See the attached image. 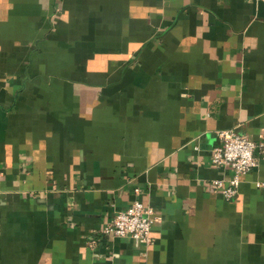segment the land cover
Here are the masks:
<instances>
[{"label": "crops", "instance_id": "obj_1", "mask_svg": "<svg viewBox=\"0 0 264 264\" xmlns=\"http://www.w3.org/2000/svg\"><path fill=\"white\" fill-rule=\"evenodd\" d=\"M225 127L264 139V0H0V264H264ZM135 197L150 241L101 234Z\"/></svg>", "mask_w": 264, "mask_h": 264}, {"label": "built area", "instance_id": "obj_2", "mask_svg": "<svg viewBox=\"0 0 264 264\" xmlns=\"http://www.w3.org/2000/svg\"><path fill=\"white\" fill-rule=\"evenodd\" d=\"M216 136L219 142L211 149V162L216 166H226L230 174L227 178L214 179L212 186L225 199H231L238 190L240 174L250 171L257 164L254 148L258 147L264 153V139L254 140L232 127L217 129ZM256 184L260 185V182ZM135 192H138V188H135ZM155 218L153 207L135 197L125 208L118 210L107 220L100 233L130 236L148 242L151 239V224Z\"/></svg>", "mask_w": 264, "mask_h": 264}]
</instances>
